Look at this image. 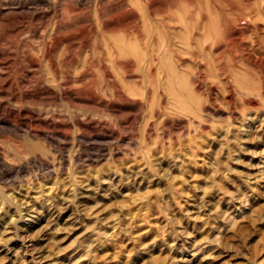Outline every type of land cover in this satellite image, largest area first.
Listing matches in <instances>:
<instances>
[{
    "label": "rangeland",
    "instance_id": "obj_1",
    "mask_svg": "<svg viewBox=\"0 0 264 264\" xmlns=\"http://www.w3.org/2000/svg\"><path fill=\"white\" fill-rule=\"evenodd\" d=\"M135 1L128 6L127 0H0V52L15 59L8 71L0 70V115L17 123L51 108L27 97L53 75L45 61L41 68L30 66L41 32L57 24L69 36L83 29L82 37L93 43L108 40L109 34L89 30L95 25L101 31L99 9L105 21L118 13L117 22L136 32L129 41L137 48L136 55L123 58L126 67L113 70V79L71 68L76 82L68 89L97 107L70 111L85 122L95 120L99 129L67 130L65 159L37 142L35 148L23 133L0 131V151L11 163L30 150L53 161L50 173L28 166L16 178L42 192L30 205L9 197L12 191L21 197L20 183L0 180V264H264V20L210 31L173 26L167 18L171 26L162 27L143 17ZM263 4L254 0L249 8L264 15ZM180 6L177 1L174 8ZM242 6L237 4L235 15L246 10ZM161 29L169 41L162 53L170 56L153 64L152 41ZM173 66L182 78H173ZM112 82L118 84L114 98L105 95ZM15 94L20 101L12 100ZM107 99L114 112L105 106ZM12 107L19 112L6 110ZM52 109L67 112L62 105ZM39 129L45 128L36 124Z\"/></svg>",
    "mask_w": 264,
    "mask_h": 264
},
{
    "label": "bare ground",
    "instance_id": "obj_2",
    "mask_svg": "<svg viewBox=\"0 0 264 264\" xmlns=\"http://www.w3.org/2000/svg\"><path fill=\"white\" fill-rule=\"evenodd\" d=\"M131 1H133V0H127L126 5L129 6L131 4L130 3ZM177 1L181 2L183 7L180 6V7L174 8ZM236 1L235 0H205V2L203 3L202 0H170V2L166 6H162V5L158 4L156 0H136L134 2V4L139 9H141V12L143 11V13H144V14L142 13L143 17H146V18L149 17V18H151V20L153 19L155 21H156V19L159 20L160 21L159 25H162V27H170L171 26L168 23L167 18L170 20L171 24L174 23V25L172 24L173 26H175L176 24H181V25H185L186 27L187 26H192V28L197 27L198 30H199V28H206V27H209V29H210V26L214 27V26L220 25L222 27L223 26L226 27L229 24L238 26L239 24H242L244 22L256 23V22H259L260 20H264V15L262 12L263 10L262 11H257V10L255 11V10L249 8L250 4L254 0H238V3ZM237 4H241V6L243 5L246 9V10L244 9L245 11L240 12V15H235V10L237 11V9H238ZM128 6H127V8H128ZM243 6H242V8H243ZM248 9H250V10H248ZM98 11H99V9H98ZM98 11H97V14H98L97 15V17H98L97 18V26L101 29V31L99 32L98 28L95 29V25H91L89 30L91 29L92 35L96 34V36H98V35L100 36V34L105 35V33L109 34L110 38H108V40L106 39V40H103L101 42L96 41L95 43H93L90 39L86 38L87 36L82 37L83 33H85V31L83 29L77 30V31H79L77 33H79L80 36L79 35L69 36L67 32L63 31L61 33V31H62L61 26H59L57 24L54 25L49 30L41 32L40 35L36 34L38 36V38L42 39V41H41V44L39 43L40 46L38 47V49H36V62L31 59L30 60L31 65L30 66L31 67L36 66V68H41L42 63L45 61L47 68L49 69V71L53 75H52V77H50L46 80L44 79V81L41 83V87L36 89L33 93H31V92L27 93L28 94L27 97L32 98L33 102H36L37 104H40L43 106H48L51 108L55 107L57 105H62L66 108L65 111L67 110L66 114L59 113V112L55 111L54 110L55 108L52 110H51V108H48L47 112H44L43 110H39L36 114H30V116H29V113H27L29 118L28 119H21V120L18 118L20 120L18 123L13 121L10 118H7L8 116L3 117L0 115V131L2 130L4 132L13 133L17 137L19 135H21V133H23L24 134L23 138L25 140L30 141L32 144H34L35 148H36L37 144H39V146L41 145L45 148H48L49 149L48 151L54 150L55 153L57 155L59 154L60 158H62V159L64 158L63 147L65 146L66 141L69 139L68 131L70 128L75 127L77 130H81L84 132H90V133L92 131H94V132H96V130L98 131L99 126L96 124V122H94L95 120L92 121L89 118L88 121L85 122L82 118H80L78 116V113L76 115L70 111L71 107H77L79 105H84L85 107H97L96 103L89 101L90 99L89 100L88 99H80L79 97L74 95L72 92H70L68 87H71L72 82H74L73 84H75V82H76L74 80L72 81V77L70 75L71 74L70 70H71V68H74V70L77 73L81 72V74H83L82 72H86V74H88L89 72H92L91 70H95V71L103 73L108 78H111L113 70H115L120 65L124 66V67L127 66L128 60H126L127 62H125L123 58H126L130 55L137 53L136 52V49H137L136 46L129 41V40H131L130 35H132L133 33L136 34V32L132 28H130L129 25H121L120 23L117 22L118 21L117 20L118 13H115V12L112 13V15L110 17V21H105V20H103L104 18L102 19L101 13ZM166 12H167V14H165ZM162 13H164V14H162ZM160 14H162V16H160ZM158 15L160 16V18L157 17ZM132 20H133L132 22L136 23V16ZM134 23H133V25H134ZM229 26L231 27V25H229ZM140 27H142V26H140ZM154 28H156V27L154 26ZM216 28L219 29L218 27H216ZM216 28H214V29H216ZM84 29H86V28H84ZM136 29H137V26H136ZM174 29H177V28H174ZM223 29H225V28H223ZM140 30L142 31V29H140ZM193 30H195V29H193ZM161 31H162V29H161ZM167 31H168V29H167ZM205 31H207V30H205ZM210 31H211V29H210ZM146 32H149V29ZM162 32L163 33H160V31H159L160 37L158 39H155V40L152 39L153 40L152 41V48L153 49H151L150 54L153 55V53H154L153 58H151L153 60L152 61L153 64H155L154 61H156L157 59L165 58L170 54L169 53L166 56L165 54L162 53L163 48L165 47V45H167V44H165V42L166 43L169 42L166 40V38H164V33H165L164 30ZM170 32H168V33L170 34ZM185 32H186V30H185ZM36 33H38V32H36ZM39 33H40V31H39ZM57 33H61V34L57 35ZM75 33H76V31H75ZM116 33H118V34L121 33L122 36L121 35L120 36L122 38L121 39L117 38L118 35ZM138 34H139V32H138ZM151 34H153V33H151ZM186 34L188 35L189 31ZM154 36H157V34ZM174 36H175V34L173 35V37ZM188 36H186V37H188ZM194 36H195V34H194ZM150 37H152V35ZM166 37H167V35H166ZM182 37H183V35H182ZM184 37H185V35H184ZM94 38H95V36H94ZM167 39H168V37H167ZM170 39H171V37H170ZM178 39H180V38H178ZM185 39H184V41H185ZM137 40H138V38H137ZM194 40L197 41L196 38ZM179 42H180V40H179ZM149 43H150V41H149ZM157 45H160V47H158V49L156 48ZM149 46H151V45H149ZM148 48L150 49V47H148ZM149 49H146V50H148V52H149L150 51ZM170 51H172V49H170ZM176 51H178V50H176ZM176 51H174V52H176ZM155 54H157L158 56L156 57ZM174 55H175V53H174ZM176 55H177V53H176ZM150 57H152V56H150ZM175 58H177V57H175ZM165 60H166V58H165ZM13 61H15L14 56L9 57V56H6L5 52H3V51L0 52V70L1 69H7V71H8V69L13 66V64H12ZM147 61H150V60H148V57H147ZM161 62H162V60H161ZM172 62H173V60H172ZM152 63H151V65H152ZM169 63H167V64H169ZM11 64H12V66H11ZM175 65H176V63H175ZM179 66H181V65L179 64ZM148 67H149V65H148ZM172 68L171 69L173 70L172 71L173 78L174 77L182 78L184 76V74H182V72H180L178 70L179 67L177 68L176 66H173ZM11 69H10V71H11ZM4 71H6V70H4ZM4 71L2 70V72H4ZM161 71H162V69H161ZM151 75H153V74H151ZM167 75H165V76H167ZM112 79H113V77H112ZM164 79H165V77H164ZM175 80L178 81V83H179V79H175ZM182 81H183V79H182ZM78 82H80V81L78 80ZM173 82H174V80H173ZM188 82L190 83V81H188ZM189 83H188V85H186L187 83L185 82V85L189 86ZM159 84H160V82H159ZM183 84H184V82H183ZM185 85H184V88H185ZM110 86H111L110 87L111 92H109L106 89L105 95L111 96L112 98H114L118 84L116 82H112V83H110ZM173 89H174V87L172 88V90ZM188 89H189V93H191L190 88H188ZM183 92H185V91H183ZM175 93H176V91H175ZM3 94L4 93L0 90V96H3ZM146 95H147V93H146ZM181 95H180V97H181ZM190 96H191V94L189 95V97ZM12 98L11 99L13 101H20L21 100L20 96H18L16 94ZM186 99H188V97ZM108 100L109 99H107L105 101V106L108 107L110 110H113L114 106L110 105L108 103L109 102ZM188 100H190V99H188ZM185 106H187V105H185ZM7 108H6V110L7 111L9 110V112L13 113V115L16 114L17 112H19V111H16L13 107L9 108V109H7ZM113 112H114V110H113ZM55 116H59V117H63V118L67 117V118H69V121H62V123L61 122L57 123L53 119ZM84 117L87 118L86 115H84ZM36 124H38L40 127L45 128V129L44 130H42V129L36 130ZM81 138L85 139L84 136H81ZM92 138L88 137L86 140L87 141H90L91 139L95 140V141L98 140V137H96V136L92 137ZM36 142H37V144H36ZM81 142H83V141H81ZM14 148H15V146H14ZM40 155H36L35 150L34 151L30 150V154L27 155V157L25 156V158H22L20 153H18L16 156H14L15 157L14 159L18 160V162H16V164H13L8 159H6L3 156V153L0 151V180H3L7 183L12 182V183H14V185L16 183H20V185L18 186L19 188H18L17 192L19 191L21 197H16V195H14V193H15L14 191H12V193L10 194V192H11L10 191V192H8L10 194L9 195L10 199H19V198H20V200L26 199L24 203H26L27 205H30L32 203V200H36V196H38L37 194L42 193V192L41 193L38 192L36 194V191H35V190H37L36 184H33L31 182L29 184L26 183V182H28L26 180V178L21 179L19 181L16 180V178H20V177L22 178V175H21L22 171L25 170V168L28 166H32V167L36 168V165L37 166L39 165L38 167H41L44 170L49 171V173H50V171L52 169L51 164L53 161L49 160L48 158H44L43 156H40ZM78 161H79V159H78ZM80 161H81V159H80ZM59 164H63L62 161ZM82 165H83V162H82ZM58 169H59V167H58ZM58 169L56 168V170H58ZM33 179L36 180V176H34ZM16 187H14V188L16 189ZM44 187H47V186H44ZM90 187H91V185H90ZM9 189H10V187H9ZM38 189H40V188H38ZM70 189H71V187H70ZM37 191H39V190H37ZM46 191H45L46 199H50L52 197V194H51V192L47 193ZM61 192L63 195V193L65 191L64 192L61 191ZM65 197L66 196L64 195L63 200ZM57 199H59V198H57ZM40 203H42V202H40ZM47 203H49V202H47ZM34 206L35 205H33V207ZM30 207H29V209H30ZM28 212H30V211H28ZM27 215H28V213H27ZM21 227L22 226L20 225V228ZM24 247H25V244H24Z\"/></svg>",
    "mask_w": 264,
    "mask_h": 264
}]
</instances>
